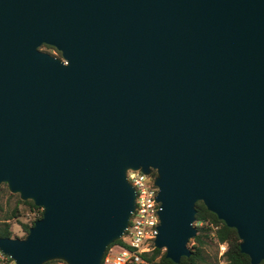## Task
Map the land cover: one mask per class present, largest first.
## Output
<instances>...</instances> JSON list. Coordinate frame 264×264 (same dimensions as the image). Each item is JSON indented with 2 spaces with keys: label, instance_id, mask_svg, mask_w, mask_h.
<instances>
[{
  "label": "water",
  "instance_id": "95a60500",
  "mask_svg": "<svg viewBox=\"0 0 264 264\" xmlns=\"http://www.w3.org/2000/svg\"><path fill=\"white\" fill-rule=\"evenodd\" d=\"M128 169L154 171L173 263L196 201L264 258V0H0V183L41 208L0 251L100 264L134 208Z\"/></svg>",
  "mask_w": 264,
  "mask_h": 264
},
{
  "label": "trees",
  "instance_id": "16d2710c",
  "mask_svg": "<svg viewBox=\"0 0 264 264\" xmlns=\"http://www.w3.org/2000/svg\"><path fill=\"white\" fill-rule=\"evenodd\" d=\"M12 196H15V199L11 208L5 207L0 201V237H12L10 220L22 216L21 211L30 212L40 208L34 206L30 200H20L17 194H8L7 199L12 198ZM194 208L195 213L192 225L195 228V234L187 241V246L190 250L189 255L181 256L177 263H173L164 256V251L153 248L150 252L142 254L145 264H208L209 255L205 253L204 247L212 242L215 248L218 247V244L223 243L225 245V250L221 257L227 264H250L247 255L239 251V239L235 230L227 227L221 220L217 219L215 214L208 211L201 201H196ZM40 215L41 211L36 218L40 217ZM33 220L29 223L19 222L21 230L26 233ZM215 255L216 251L213 253V258H215ZM258 264H264V258Z\"/></svg>",
  "mask_w": 264,
  "mask_h": 264
},
{
  "label": "built area",
  "instance_id": "2783aa9c",
  "mask_svg": "<svg viewBox=\"0 0 264 264\" xmlns=\"http://www.w3.org/2000/svg\"><path fill=\"white\" fill-rule=\"evenodd\" d=\"M125 176L134 189V208L122 235L116 240L118 242L105 248L101 264H145L142 254L155 248L153 240L157 233L159 202L155 199L154 171L143 173L138 169H128ZM40 211L41 208L34 210L35 215L38 216ZM218 248L221 256L225 245L218 244ZM9 261L12 260L0 251V264H8ZM223 263L227 264L224 259Z\"/></svg>",
  "mask_w": 264,
  "mask_h": 264
},
{
  "label": "rangeland",
  "instance_id": "374dc122",
  "mask_svg": "<svg viewBox=\"0 0 264 264\" xmlns=\"http://www.w3.org/2000/svg\"><path fill=\"white\" fill-rule=\"evenodd\" d=\"M38 50L48 53L54 57L60 58V54L53 48L47 45H40L37 48ZM10 194V192L7 190L4 183H0V201L1 203L7 207L11 208L14 204L15 196H12V198L7 199V195ZM15 195V194H12ZM22 216L18 217L17 219H11L10 220V230L12 232V237L22 238L25 235V232H23L19 226V222H25L29 223L31 220H35L36 215L34 211H21ZM188 247V246H187ZM119 249V248H116ZM205 253L209 255L208 258V264H224L222 257L219 255V248L216 247L214 243H210L208 246L204 247ZM163 251V250H162ZM216 251L215 258H213V253ZM8 264H13L12 261H9Z\"/></svg>",
  "mask_w": 264,
  "mask_h": 264
},
{
  "label": "crops",
  "instance_id": "0c3cea01",
  "mask_svg": "<svg viewBox=\"0 0 264 264\" xmlns=\"http://www.w3.org/2000/svg\"><path fill=\"white\" fill-rule=\"evenodd\" d=\"M46 264H64L62 261H59V260H52Z\"/></svg>",
  "mask_w": 264,
  "mask_h": 264
}]
</instances>
